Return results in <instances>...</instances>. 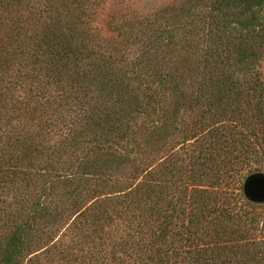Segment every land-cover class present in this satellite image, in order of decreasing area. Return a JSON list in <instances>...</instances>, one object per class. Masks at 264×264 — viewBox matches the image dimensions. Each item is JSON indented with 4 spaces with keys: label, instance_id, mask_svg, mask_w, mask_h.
Instances as JSON below:
<instances>
[{
    "label": "trees",
    "instance_id": "1",
    "mask_svg": "<svg viewBox=\"0 0 264 264\" xmlns=\"http://www.w3.org/2000/svg\"><path fill=\"white\" fill-rule=\"evenodd\" d=\"M87 1L0 0V264H264V0Z\"/></svg>",
    "mask_w": 264,
    "mask_h": 264
},
{
    "label": "rangeland",
    "instance_id": "2",
    "mask_svg": "<svg viewBox=\"0 0 264 264\" xmlns=\"http://www.w3.org/2000/svg\"><path fill=\"white\" fill-rule=\"evenodd\" d=\"M177 1L180 0H97V3L99 2L100 4L96 6L89 4V1H87L83 6V9H85L83 12H87L85 14L86 19H88L86 20V22H88L87 26H90L92 30L98 31L99 36L103 39H107L109 36L115 35L116 33V31L112 32V25L114 23H119L125 16L131 18L143 16L146 15L145 13H152L157 8ZM91 16H94L92 21ZM261 70L264 82V59L262 61ZM259 171L264 174V163ZM258 204L264 205V202ZM51 229H53L51 232L53 236L51 243L46 244L44 247L46 248L45 250L39 249L34 252L33 256H27L24 264H67L66 259H68V257L65 256L61 258V256H63V246L67 245V243L73 239L72 231L69 232V227H67L66 224L61 225L57 222L56 224L52 222L46 224L42 228V232Z\"/></svg>",
    "mask_w": 264,
    "mask_h": 264
},
{
    "label": "water",
    "instance_id": "3",
    "mask_svg": "<svg viewBox=\"0 0 264 264\" xmlns=\"http://www.w3.org/2000/svg\"><path fill=\"white\" fill-rule=\"evenodd\" d=\"M244 197L254 203L264 202V174L260 171L248 174L242 186Z\"/></svg>",
    "mask_w": 264,
    "mask_h": 264
}]
</instances>
